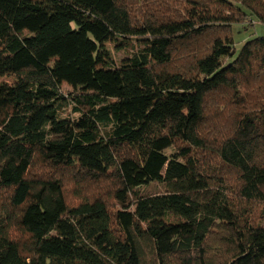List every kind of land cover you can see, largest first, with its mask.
I'll list each match as a JSON object with an SVG mask.
<instances>
[{
    "label": "trees",
    "instance_id": "16d2710c",
    "mask_svg": "<svg viewBox=\"0 0 264 264\" xmlns=\"http://www.w3.org/2000/svg\"><path fill=\"white\" fill-rule=\"evenodd\" d=\"M135 3L0 0V264H264V0Z\"/></svg>",
    "mask_w": 264,
    "mask_h": 264
},
{
    "label": "rangeland",
    "instance_id": "374dc122",
    "mask_svg": "<svg viewBox=\"0 0 264 264\" xmlns=\"http://www.w3.org/2000/svg\"><path fill=\"white\" fill-rule=\"evenodd\" d=\"M135 4L139 9H149L155 13L156 11L162 10L160 12H162L165 15L166 14H172V15L180 14L182 11H184L181 9L185 5L184 0H136ZM153 9L154 10L156 9V11H154ZM234 32H235L236 46H237V49L240 50L245 40L253 36H256V35L257 36L264 35V22L255 21L254 25L251 26L250 29L248 30L244 29V27H242L241 25H235ZM127 43L133 44L132 42H130V40L127 41ZM128 44H126L123 48L120 49V48H117L116 42L114 41L108 42L109 48L112 51V54L114 56V59L117 65L120 64L121 62H124L128 54H130V51L132 50V46H129ZM136 44L138 45L139 43H136ZM6 81H9V80H6ZM61 88H62V91L66 94L74 90L73 87L67 82L66 79H64ZM62 114L64 116H69L70 110L69 109L65 110ZM63 182L65 186V191L67 193L68 201L73 204L78 203L80 201L79 195H81L80 186H78L77 183L73 181L70 174H68L65 177V179H63ZM83 185L85 186V189L83 188L82 195H85V196L88 195L92 197L93 195L96 194V191L94 190V188L90 187L89 185H85V184ZM76 192H77V197H75ZM131 202H132L131 196H129V194H124V195H120L116 197L115 200L112 199L111 200L112 205L109 204V206L112 208H123L124 206L130 204ZM165 218L167 221V225H169L170 223H178L177 216L171 212H168V215Z\"/></svg>",
    "mask_w": 264,
    "mask_h": 264
}]
</instances>
